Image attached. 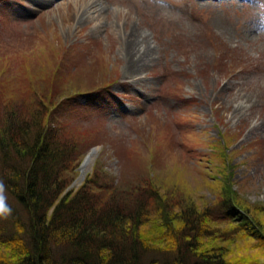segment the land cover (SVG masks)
Returning a JSON list of instances; mask_svg holds the SVG:
<instances>
[{
    "label": "rangeland",
    "instance_id": "rangeland-1",
    "mask_svg": "<svg viewBox=\"0 0 264 264\" xmlns=\"http://www.w3.org/2000/svg\"><path fill=\"white\" fill-rule=\"evenodd\" d=\"M87 1L0 0V116L11 98L33 110L35 88L75 93L84 107L68 122L89 135L82 162L98 148L87 175L96 164L115 176L150 171L205 201L228 182L264 219V0H100L99 28L74 22ZM130 31L151 52L138 75L122 50ZM100 87L120 102L88 108Z\"/></svg>",
    "mask_w": 264,
    "mask_h": 264
},
{
    "label": "trees",
    "instance_id": "trees-1",
    "mask_svg": "<svg viewBox=\"0 0 264 264\" xmlns=\"http://www.w3.org/2000/svg\"><path fill=\"white\" fill-rule=\"evenodd\" d=\"M35 89L33 110L11 98L15 108L1 111L0 182L17 214L0 217V247L8 248L0 264H264L254 254L264 252V219L226 179L205 201L150 171L115 176L96 164L71 187L89 135L68 118L84 105L75 93ZM114 98L96 88L86 106L99 110Z\"/></svg>",
    "mask_w": 264,
    "mask_h": 264
},
{
    "label": "bare ground",
    "instance_id": "bare-ground-1",
    "mask_svg": "<svg viewBox=\"0 0 264 264\" xmlns=\"http://www.w3.org/2000/svg\"><path fill=\"white\" fill-rule=\"evenodd\" d=\"M106 13V7L100 0H89L77 8L74 22L79 25L82 22L93 21L95 27L99 28L103 22V15ZM95 16H94V15ZM141 35L139 38L135 31L125 33V39L122 44L124 56L128 59L129 69L134 75H138L143 65L146 64L150 56V48L145 45L147 38ZM94 155L90 154L86 162L81 167L80 179L84 178L93 162Z\"/></svg>",
    "mask_w": 264,
    "mask_h": 264
},
{
    "label": "clouds",
    "instance_id": "clouds-1",
    "mask_svg": "<svg viewBox=\"0 0 264 264\" xmlns=\"http://www.w3.org/2000/svg\"><path fill=\"white\" fill-rule=\"evenodd\" d=\"M5 186L3 182H0V217H6L11 213V208L6 202V196L4 195Z\"/></svg>",
    "mask_w": 264,
    "mask_h": 264
},
{
    "label": "water",
    "instance_id": "water-1",
    "mask_svg": "<svg viewBox=\"0 0 264 264\" xmlns=\"http://www.w3.org/2000/svg\"><path fill=\"white\" fill-rule=\"evenodd\" d=\"M97 151H98V148H97V147L93 148V149L89 152V154L85 157L84 161L82 162V165L86 162V160L88 159V157H89L90 154L95 155V154L97 153ZM82 165H81V166H82ZM75 183H76V181L73 183V185H75Z\"/></svg>",
    "mask_w": 264,
    "mask_h": 264
}]
</instances>
